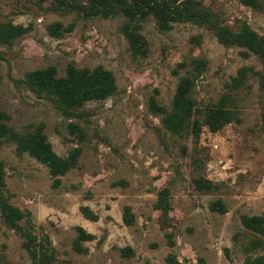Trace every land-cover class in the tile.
Here are the masks:
<instances>
[{"label":"rangeland","instance_id":"374dc122","mask_svg":"<svg viewBox=\"0 0 264 264\" xmlns=\"http://www.w3.org/2000/svg\"><path fill=\"white\" fill-rule=\"evenodd\" d=\"M154 1L197 17L0 0V28L24 29L0 39V204L37 251L0 209V264H264V62L219 35L264 38V0ZM70 67L109 72L112 95L63 113L28 84ZM38 138L55 170L23 147Z\"/></svg>","mask_w":264,"mask_h":264},{"label":"trees","instance_id":"16d2710c","mask_svg":"<svg viewBox=\"0 0 264 264\" xmlns=\"http://www.w3.org/2000/svg\"><path fill=\"white\" fill-rule=\"evenodd\" d=\"M40 2L48 0H38ZM105 14L112 13L114 9L122 13L124 16L133 20L137 17H144L148 13H152L155 17L162 20V22L176 21L181 17H197V15L191 12H181L177 9L174 3L168 1L157 2L154 0H103ZM246 5L258 6L254 0H242ZM24 31L20 27H13L6 25L0 28V39H8L12 36L19 35ZM219 35L225 41L235 43L239 46L246 47L252 53L259 57L264 62V38H259L253 32L245 31L244 33L234 36L232 38L224 37L222 33ZM28 84L32 91L37 94L45 93V95L57 106V108L66 113L73 108H80L84 103L89 101L103 100L112 95L114 91V83L112 75L101 69L89 70H76L69 68L67 74L63 78H55V70L48 68L44 71L35 72L28 76ZM184 90H180L176 99V107L182 112L173 116L172 121L167 118L164 119V123L168 125L170 129H173V124L181 122L184 118L188 105L184 101ZM152 111L159 113L162 109L152 105ZM4 119V115L0 113V130H4V126L1 121ZM218 116L215 122L219 121ZM218 123V122H217ZM216 124V123H215ZM215 124L212 126L214 129ZM193 127L196 129L195 134L198 132V123L194 122ZM22 145L27 149L31 155L38 160L47 163L53 168L54 156L51 154L48 145L44 144L41 140H24ZM2 185V175L0 172V186ZM1 215L3 221L7 226L17 231L22 238H24V249L28 252L30 257L35 261L37 259V251L35 246V238L21 229L18 222L27 217V214L21 212L19 209L7 205L5 203L0 204ZM255 221H259L255 219ZM250 221H248L249 223ZM246 223L247 225H249ZM79 240H91L93 236L86 234L82 230H79Z\"/></svg>","mask_w":264,"mask_h":264}]
</instances>
